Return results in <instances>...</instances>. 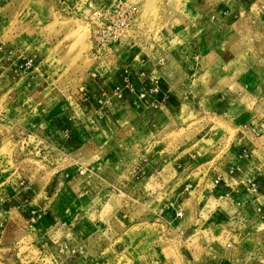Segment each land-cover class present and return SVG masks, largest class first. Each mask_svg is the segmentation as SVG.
I'll use <instances>...</instances> for the list:
<instances>
[{
    "label": "rangeland",
    "instance_id": "rangeland-1",
    "mask_svg": "<svg viewBox=\"0 0 264 264\" xmlns=\"http://www.w3.org/2000/svg\"><path fill=\"white\" fill-rule=\"evenodd\" d=\"M192 2L0 0V264H264V0L223 63L172 35ZM117 5L135 19L99 51ZM190 47L183 85L141 87Z\"/></svg>",
    "mask_w": 264,
    "mask_h": 264
},
{
    "label": "crops",
    "instance_id": "crops-1",
    "mask_svg": "<svg viewBox=\"0 0 264 264\" xmlns=\"http://www.w3.org/2000/svg\"><path fill=\"white\" fill-rule=\"evenodd\" d=\"M243 2L244 0H193L192 4L188 7V9L192 8L191 10L194 14V17L191 16V13L187 14L189 10L183 11L184 6L177 5L176 8L175 4L172 19H169L170 21L168 22L171 23V26L173 28L176 24L179 25L180 28H175L171 33L173 36L185 39L193 38L199 40L200 38L204 37L207 41L204 46L205 57L209 58V60L211 61L218 60L220 63H223V37L226 36L223 31V27H231L232 25L234 26L236 25V23H239L240 17L243 16L244 8L246 6ZM165 4L168 5V1ZM166 16L167 13L165 12V17ZM230 23L235 24L230 25ZM229 35L232 34L229 33ZM178 54L180 55L179 57H172L171 59L168 56H161L160 59H158L157 64L153 66V71L151 70L149 72L141 73V87H144V90H146L147 93L150 91L152 92L150 86L159 87L163 85L164 88L165 86H170L171 90H174V87L184 84L182 80L180 82L178 81L175 84L176 80L172 82L173 76L171 78L170 76H168V74H172L178 69H180V71H184L183 66L187 63H189L190 67H194L196 64L195 55L197 54V51L196 49L194 50V47H190L185 52V54H187L186 56L181 55V49L178 51ZM171 61L172 63H174V65L171 64ZM185 78H187V84L189 85L190 77ZM159 92L160 90H158L157 94L154 96L155 100L157 99V102H159L160 100L161 102L171 101L170 98L166 99L168 97L165 95H158ZM164 113L165 112L159 110L155 111L156 116H158L159 114L163 115ZM167 113L169 112L167 111ZM47 169H50L51 171V165H47ZM43 175L44 180L51 178L50 176L47 177L46 172L43 173ZM37 179H42V177L36 178V185H38L39 188V186L41 187V184L40 181L38 182ZM23 181H25V183H28V185L30 184V182H27L26 179H23ZM38 190L40 191V188ZM78 191H81L80 188L78 189ZM37 201H41L40 205L45 206L46 201L44 198H41V196H38L35 202Z\"/></svg>",
    "mask_w": 264,
    "mask_h": 264
},
{
    "label": "built area",
    "instance_id": "built-area-1",
    "mask_svg": "<svg viewBox=\"0 0 264 264\" xmlns=\"http://www.w3.org/2000/svg\"><path fill=\"white\" fill-rule=\"evenodd\" d=\"M101 18H109V26L102 27L100 31L97 32V38L99 39L100 47L99 51L102 49L105 50L106 44H101V41H108V45H115L119 42L120 37H122L126 31L129 29L133 23L136 10L133 7H126L124 10L121 9L120 5L110 7L109 9L99 12ZM106 18V19H107ZM111 19V21H110ZM145 94H141V97H144ZM85 172L81 171L80 175H84ZM178 217L182 216V213L177 214ZM32 222H35V217L31 219Z\"/></svg>",
    "mask_w": 264,
    "mask_h": 264
}]
</instances>
